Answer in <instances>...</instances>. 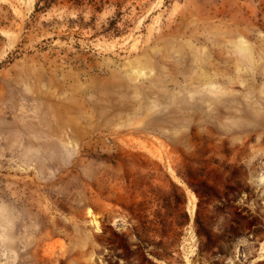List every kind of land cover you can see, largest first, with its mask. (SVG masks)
<instances>
[{"label": "rangeland", "instance_id": "374dc122", "mask_svg": "<svg viewBox=\"0 0 264 264\" xmlns=\"http://www.w3.org/2000/svg\"><path fill=\"white\" fill-rule=\"evenodd\" d=\"M0 0V264H264V0Z\"/></svg>", "mask_w": 264, "mask_h": 264}, {"label": "trees", "instance_id": "16d2710c", "mask_svg": "<svg viewBox=\"0 0 264 264\" xmlns=\"http://www.w3.org/2000/svg\"><path fill=\"white\" fill-rule=\"evenodd\" d=\"M52 3H58V1L57 0H53V2Z\"/></svg>", "mask_w": 264, "mask_h": 264}]
</instances>
